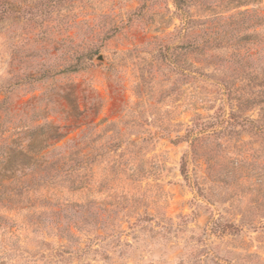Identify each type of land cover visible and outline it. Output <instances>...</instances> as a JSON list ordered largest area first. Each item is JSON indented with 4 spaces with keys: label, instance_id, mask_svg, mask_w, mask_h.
<instances>
[{
    "label": "rangeland",
    "instance_id": "rangeland-1",
    "mask_svg": "<svg viewBox=\"0 0 264 264\" xmlns=\"http://www.w3.org/2000/svg\"><path fill=\"white\" fill-rule=\"evenodd\" d=\"M262 16L0 0V264H264Z\"/></svg>",
    "mask_w": 264,
    "mask_h": 264
},
{
    "label": "trees",
    "instance_id": "trees-1",
    "mask_svg": "<svg viewBox=\"0 0 264 264\" xmlns=\"http://www.w3.org/2000/svg\"><path fill=\"white\" fill-rule=\"evenodd\" d=\"M257 1H261V0H254V2H257ZM262 18H264V16H262ZM189 48L192 50L194 47H192L190 45ZM255 79L258 80L260 78L258 76H256ZM262 80L264 81V74L262 75ZM225 91H227V93H225V95L230 97V93H231L230 89L225 87ZM260 105H261V108H260V112H259V118L258 119H252L251 123L257 129V131H261L264 134V101H262L260 103ZM237 120H238V116L235 113H232L227 119L223 118V120H221V121L226 122V124L230 125V124H232V122H235ZM257 122L260 124H258ZM204 130H206V128H202L200 130L199 134H202ZM194 131L195 130L191 129L189 133H190V136H193V138H194L193 140L197 141L198 140L197 137L194 136L196 132H194Z\"/></svg>",
    "mask_w": 264,
    "mask_h": 264
},
{
    "label": "water",
    "instance_id": "water-1",
    "mask_svg": "<svg viewBox=\"0 0 264 264\" xmlns=\"http://www.w3.org/2000/svg\"><path fill=\"white\" fill-rule=\"evenodd\" d=\"M99 58H100V59H102V57H101V56H100Z\"/></svg>",
    "mask_w": 264,
    "mask_h": 264
}]
</instances>
